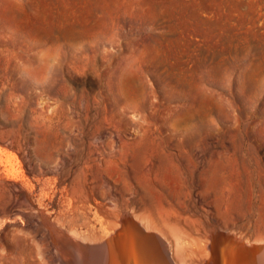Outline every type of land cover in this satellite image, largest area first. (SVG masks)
I'll use <instances>...</instances> for the list:
<instances>
[{
    "label": "rangeland",
    "instance_id": "obj_1",
    "mask_svg": "<svg viewBox=\"0 0 264 264\" xmlns=\"http://www.w3.org/2000/svg\"><path fill=\"white\" fill-rule=\"evenodd\" d=\"M111 206L264 240V0H0V253Z\"/></svg>",
    "mask_w": 264,
    "mask_h": 264
},
{
    "label": "bare ground",
    "instance_id": "obj_2",
    "mask_svg": "<svg viewBox=\"0 0 264 264\" xmlns=\"http://www.w3.org/2000/svg\"><path fill=\"white\" fill-rule=\"evenodd\" d=\"M115 210L106 213L108 227L92 236L76 225L67 229L49 220L38 238L43 264H264L263 239L256 241L210 223L194 234L185 225L165 222L152 210L142 214ZM5 243L0 239V250L5 251ZM1 253L0 264H6V254ZM15 264L23 263L16 259Z\"/></svg>",
    "mask_w": 264,
    "mask_h": 264
}]
</instances>
